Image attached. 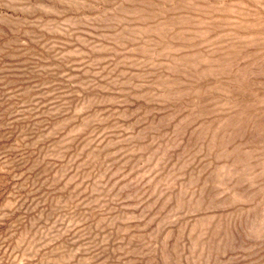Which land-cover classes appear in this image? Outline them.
<instances>
[{"label": "rangeland", "instance_id": "obj_1", "mask_svg": "<svg viewBox=\"0 0 264 264\" xmlns=\"http://www.w3.org/2000/svg\"><path fill=\"white\" fill-rule=\"evenodd\" d=\"M0 264H264V0H0Z\"/></svg>", "mask_w": 264, "mask_h": 264}]
</instances>
